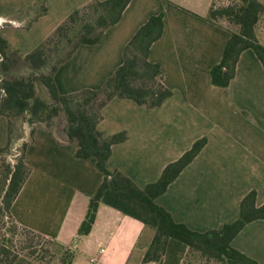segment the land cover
<instances>
[{"label":"crops","instance_id":"crops-1","mask_svg":"<svg viewBox=\"0 0 264 264\" xmlns=\"http://www.w3.org/2000/svg\"><path fill=\"white\" fill-rule=\"evenodd\" d=\"M36 1L0 0L5 19L0 34L21 57L73 9L91 0H44L48 10L24 26L26 10ZM214 1L130 0L98 42L80 44L54 75L62 93L101 87L123 62L124 48L140 25L151 14L164 12V30L152 43L149 58L160 63L172 95L154 107L114 96L101 108L98 127L104 135L127 132L125 140L113 144L107 166L122 170L141 187L156 180L196 139L207 137L200 152L155 198L176 221L197 230L236 219L242 197L252 188L257 189V204L264 203V65L247 47L229 85L212 82L211 67L221 60L233 29L208 17ZM257 34L264 43L259 23ZM7 140L8 118L1 114L0 146ZM77 147V140L60 142L51 130L36 127L26 150L32 170L12 203V216L71 247V264H95L92 254L101 264H140L158 216L128 191L115 188L111 178L91 231L78 233L104 173L96 157L77 156ZM232 243L256 264H264V218L248 222ZM187 250L186 242L171 236L162 264H181Z\"/></svg>","mask_w":264,"mask_h":264},{"label":"trees","instance_id":"trees-1","mask_svg":"<svg viewBox=\"0 0 264 264\" xmlns=\"http://www.w3.org/2000/svg\"><path fill=\"white\" fill-rule=\"evenodd\" d=\"M130 0H91L73 9L54 30L35 48L23 57L17 51L8 49V39L0 34V115L8 118V140L0 146V264H37L30 259L43 244L36 238H44L49 243L63 247L60 262L71 264L74 251L56 239L44 233L21 225L12 216L11 206L20 192L32 168L26 162V150L34 137L37 126L51 130L58 141L77 140L76 155L96 157V164L104 173V178L96 192L90 197L88 210L81 221L78 233L87 234L95 222L100 199L109 186V178L117 189L128 191L143 201L158 216L155 234L148 245L140 264H162L168 240L177 237L188 244V250L181 264H256L257 260L232 243L233 238L250 221L264 218V203L256 202L257 189L252 188L241 199L239 216L220 227L197 230L186 223L176 221L173 214L155 198L163 193L168 185L180 174L200 152L207 137L196 139L192 146L178 158L168 162L161 175L154 181L139 186L129 175L120 169L111 170L107 160L112 153L114 143L127 138L126 131H117L104 135L98 123L103 117L101 108L114 96L128 97L141 105L150 107L161 105L173 93L163 82V70L159 62L149 58L152 43L164 30V12L154 13L136 30L124 48V60L114 73L106 78L99 88H82L62 93L55 81L58 66L70 58L82 43L98 42L105 29L116 23ZM48 10L44 0H37L26 10L28 17L24 26H30L41 14ZM264 14V2L261 0H236L225 5L210 7L208 17L218 20L226 17L237 28L232 29L227 39L222 58L210 70L211 80L219 86L229 85L235 76L236 66L242 50L252 47L264 65V43L257 34V26ZM23 61L31 71L23 75H8V71ZM45 67H49L48 71ZM36 69H41L40 73ZM43 83L49 92V99L39 94L37 81ZM31 124L30 139L21 143V153L15 161L7 159L13 144L22 136L18 132L17 121ZM8 217L12 225H7ZM4 225L6 229H4ZM22 227L25 241L16 248L15 232ZM41 255L49 256L50 264L55 251L42 247ZM41 262V261H40ZM40 264V263H38Z\"/></svg>","mask_w":264,"mask_h":264},{"label":"rangeland","instance_id":"rangeland-1","mask_svg":"<svg viewBox=\"0 0 264 264\" xmlns=\"http://www.w3.org/2000/svg\"><path fill=\"white\" fill-rule=\"evenodd\" d=\"M236 0H215V4L216 6H221V5H225L227 3H230V2H234ZM219 21L223 22V23H226V25H229L231 26L233 29H236L237 26L236 24H233L231 21H229L226 17L222 16V17H219ZM4 24H5V19L4 18H1L0 17V27H4ZM259 26L261 27V29H264V14L261 16V20L259 22ZM49 67H45V70L48 71ZM31 71V67H29L25 62L23 61H18L11 70L8 71V75H23V74H28L29 72ZM42 70L41 69H36V72L37 73H40ZM37 86H38V90H39V94L46 98V99H49L50 95H49V92L47 91L46 87L43 85V83L38 79L37 81ZM25 117H21L18 119L17 121V125L19 127L18 129V132H21L22 133V136L19 137L17 139V141L14 142L13 144V148L11 150L10 153H8V156H7V159L8 160H11V161H15L16 157H18L21 153V143L23 140H29L30 139V128H31V124L28 122V121H25L24 120ZM7 220V225H12L11 221L9 220L8 217H5L4 220ZM3 226V223H1L0 221V228H2ZM6 226L4 225V229H6ZM15 237H16V244H17V247L16 248H19L21 247V244L22 242L21 241H25V234L22 233V227L20 226L19 229L15 232ZM21 240V241H20ZM37 240H41L42 242H44L43 244H38L36 243L37 245H39L40 247L38 248L39 251L37 252V254L34 256V257H31L29 256L28 259H30L31 261L35 262V263H44V262H47L49 256L45 257V261L43 260H40L44 257H42L41 255V252H42V249H40L43 245V247H46V246H50L54 251H55V256L53 257V259L51 260V263L50 264H56L58 262H60V257L63 253V247L60 246L59 244H57L56 242L55 243H49L46 239L44 238H39L37 237L36 238V242ZM41 261V262H40Z\"/></svg>","mask_w":264,"mask_h":264},{"label":"built area","instance_id":"built-area-1","mask_svg":"<svg viewBox=\"0 0 264 264\" xmlns=\"http://www.w3.org/2000/svg\"><path fill=\"white\" fill-rule=\"evenodd\" d=\"M2 58V56H1V53H0V59ZM103 248L100 250L101 252H103ZM89 259H90V261L91 262H94L95 264H101L100 262H99V256L97 255V254H92V255H90L89 256Z\"/></svg>","mask_w":264,"mask_h":264}]
</instances>
